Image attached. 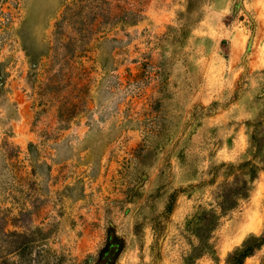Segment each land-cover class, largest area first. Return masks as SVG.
Masks as SVG:
<instances>
[{
    "label": "rangeland",
    "instance_id": "374dc122",
    "mask_svg": "<svg viewBox=\"0 0 264 264\" xmlns=\"http://www.w3.org/2000/svg\"><path fill=\"white\" fill-rule=\"evenodd\" d=\"M254 241L243 264H264V0H0V264Z\"/></svg>",
    "mask_w": 264,
    "mask_h": 264
},
{
    "label": "trees",
    "instance_id": "16d2710c",
    "mask_svg": "<svg viewBox=\"0 0 264 264\" xmlns=\"http://www.w3.org/2000/svg\"><path fill=\"white\" fill-rule=\"evenodd\" d=\"M256 148V146H255ZM246 164L239 165L238 168L241 169ZM156 231V230H154ZM198 235V234H197ZM158 236V235H157ZM199 239L201 240V246L198 249H202L203 251L209 250V246L205 243L204 236L202 234L198 235ZM257 246V241L253 242V244L245 245L243 249L236 250L232 254H229V264H243V260L249 256H251L254 248Z\"/></svg>",
    "mask_w": 264,
    "mask_h": 264
}]
</instances>
